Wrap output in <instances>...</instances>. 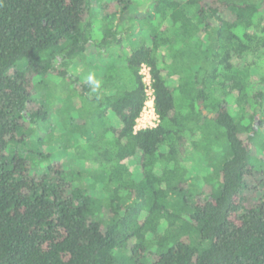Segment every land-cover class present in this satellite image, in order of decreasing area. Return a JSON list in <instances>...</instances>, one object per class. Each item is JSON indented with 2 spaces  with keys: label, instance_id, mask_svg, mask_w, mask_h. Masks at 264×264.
Segmentation results:
<instances>
[{
  "label": "trees",
  "instance_id": "trees-1",
  "mask_svg": "<svg viewBox=\"0 0 264 264\" xmlns=\"http://www.w3.org/2000/svg\"><path fill=\"white\" fill-rule=\"evenodd\" d=\"M146 3L127 29L135 0H0V264H264V0ZM143 64L161 122L135 131ZM50 80L81 103L91 188L30 140Z\"/></svg>",
  "mask_w": 264,
  "mask_h": 264
},
{
  "label": "rangeland",
  "instance_id": "rangeland-1",
  "mask_svg": "<svg viewBox=\"0 0 264 264\" xmlns=\"http://www.w3.org/2000/svg\"><path fill=\"white\" fill-rule=\"evenodd\" d=\"M147 0H135L134 6L132 9L129 10L124 15V18L121 19V24L124 28H129L132 27L131 19L133 17H139L143 15V13L150 8V5L146 3ZM186 1V0H183ZM234 2H242V1H249V0H232ZM255 1V0H254ZM113 4V3H112ZM145 4V5H143ZM95 12L96 15L94 16V32H100L104 26H105V21L103 18V14L100 12V7L96 5L95 7ZM111 8H115L114 4L111 6ZM142 18V17H140ZM141 26H137L135 28V31L138 32ZM145 29H148L149 27L148 23H145ZM128 38V37H127ZM129 39V38H128ZM136 39V37L132 38V40ZM129 44L130 40H128ZM93 52L90 54L93 58L96 56V54ZM119 57H123V52L119 51L115 53V58L114 59H119ZM97 60L100 61V63L97 61L95 66L92 68L90 65L87 64H81V66L77 65L75 67V72L76 74H80L81 77L86 75L90 70L97 71L96 73H99V69L101 68L100 66L103 64L105 61L101 57H97ZM90 67V68H89ZM182 74V79L185 81L191 80L192 73L190 68L184 67L183 71H181ZM51 89L49 93H43L41 98H39L38 103L42 104L45 102H48L50 104L51 110H50V117L49 121L41 125L40 127H34L32 130V138L30 139L31 141L33 140V143L36 141L38 137L42 138L44 140L43 145H40L38 147L39 150L45 152L46 155L50 156H64V155H69V158L72 159L70 160L69 164L72 166V168L77 171L79 170L80 167L84 168L86 171L80 178L79 182L80 185H82L85 188H91L92 185H94V178L92 176V173H95V165L89 160V159H80V149H87L88 145L85 143V138L82 139L80 135V127L78 126H73L70 127L69 123L67 122V116L68 113L71 112L74 114V116H77L76 118L81 121L79 118L78 110L81 107V103L77 98V94L71 91L70 87L68 85H64L63 82L59 80H50L49 83ZM179 106L183 107L185 106V102L179 101ZM217 116V115H211V117ZM82 122V121H81ZM261 140L264 142V126L261 129ZM30 142V141H29ZM32 144V143H31ZM80 147V148H78ZM31 148V147H30ZM32 148L34 149L35 146L32 145ZM28 149V148H27ZM26 151V149L24 148ZM47 150V151H45ZM257 155H259L261 161L264 163V151L260 150L258 147L256 149ZM27 153V152H26ZM261 154V155H260ZM75 157V159H74ZM79 158V159H78ZM32 161V158H30ZM202 162V160H201ZM205 168L207 167L206 162ZM97 166V165H96ZM41 169V168H40ZM84 171V170H83ZM204 177V173H199ZM209 176H215L213 175V171L209 174ZM208 176V177H209ZM207 177V178H208ZM102 191L98 190L99 195L101 194ZM176 199L171 198V203H173Z\"/></svg>",
  "mask_w": 264,
  "mask_h": 264
},
{
  "label": "built area",
  "instance_id": "built-area-1",
  "mask_svg": "<svg viewBox=\"0 0 264 264\" xmlns=\"http://www.w3.org/2000/svg\"><path fill=\"white\" fill-rule=\"evenodd\" d=\"M140 75L145 87V102L140 116L136 120L135 131L155 128L161 122L155 107L153 77L147 64L141 66Z\"/></svg>",
  "mask_w": 264,
  "mask_h": 264
},
{
  "label": "water",
  "instance_id": "water-1",
  "mask_svg": "<svg viewBox=\"0 0 264 264\" xmlns=\"http://www.w3.org/2000/svg\"><path fill=\"white\" fill-rule=\"evenodd\" d=\"M204 114H207L208 112L206 110H203ZM209 117H211V114H209Z\"/></svg>",
  "mask_w": 264,
  "mask_h": 264
}]
</instances>
